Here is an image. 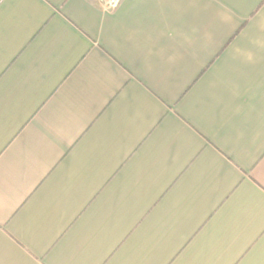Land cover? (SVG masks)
<instances>
[{
  "label": "crops",
  "instance_id": "crops-1",
  "mask_svg": "<svg viewBox=\"0 0 264 264\" xmlns=\"http://www.w3.org/2000/svg\"><path fill=\"white\" fill-rule=\"evenodd\" d=\"M0 264H264V0H0Z\"/></svg>",
  "mask_w": 264,
  "mask_h": 264
},
{
  "label": "built area",
  "instance_id": "built-area-1",
  "mask_svg": "<svg viewBox=\"0 0 264 264\" xmlns=\"http://www.w3.org/2000/svg\"><path fill=\"white\" fill-rule=\"evenodd\" d=\"M108 7H114L118 4L119 0H105Z\"/></svg>",
  "mask_w": 264,
  "mask_h": 264
}]
</instances>
